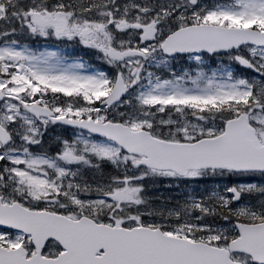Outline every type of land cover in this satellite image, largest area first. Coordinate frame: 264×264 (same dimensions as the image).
I'll return each instance as SVG.
<instances>
[{
    "label": "snow or ice",
    "instance_id": "6c2138e0",
    "mask_svg": "<svg viewBox=\"0 0 264 264\" xmlns=\"http://www.w3.org/2000/svg\"><path fill=\"white\" fill-rule=\"evenodd\" d=\"M0 264H264V0H0Z\"/></svg>",
    "mask_w": 264,
    "mask_h": 264
}]
</instances>
